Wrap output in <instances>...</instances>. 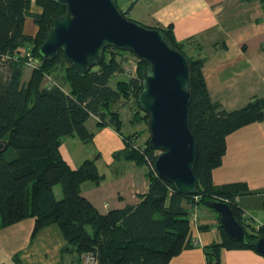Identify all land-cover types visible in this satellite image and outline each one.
Segmentation results:
<instances>
[{
    "label": "trees",
    "instance_id": "16d2710c",
    "mask_svg": "<svg viewBox=\"0 0 264 264\" xmlns=\"http://www.w3.org/2000/svg\"><path fill=\"white\" fill-rule=\"evenodd\" d=\"M260 1L264 5V0ZM31 4L32 0H0V229L34 218L33 239L41 229L55 224L66 242L61 254H76L77 264L86 252L93 253L98 264H168L190 246L191 227L184 204L207 205L210 199H228L247 239L264 236V226L250 230L242 220V210L234 201L236 192L219 188L212 180V171L221 164L226 150V136L263 119L264 97H252L232 111L212 102L202 74L204 60L184 53L171 26L156 29L188 61V126L197 142L195 193H180L161 179L154 170L156 154L149 140L140 151L131 134L123 136L125 147L114 152V157L148 166V190L141 201L100 213L83 197L81 184L99 183L102 176L92 160L71 168L60 153L61 140L72 136L90 141L93 134L86 123L92 116L98 119L97 127L111 125L120 132V114L113 107L128 95L136 101L147 64L138 60L137 76L112 86V79L124 73L122 62L116 58L123 51L115 47H106L101 61L83 75L76 72L62 52L53 59L42 60L38 47L49 29L50 17L63 14L64 7L51 0H34L41 8L40 13H35ZM122 14L126 17V12ZM27 18L37 27L34 34L24 30ZM28 43L34 44L32 54L39 65L31 67L28 80L23 81L28 60L22 50ZM45 76L55 83L43 84ZM136 108L132 120L144 118L147 123L148 115H139L143 111L137 103ZM56 185L61 187L60 199L55 196ZM195 196L200 199L194 200ZM218 227L222 240L206 250L209 264H219L222 248L255 250L231 238L220 221ZM13 259L21 264L18 256Z\"/></svg>",
    "mask_w": 264,
    "mask_h": 264
},
{
    "label": "crops",
    "instance_id": "0c3cea01",
    "mask_svg": "<svg viewBox=\"0 0 264 264\" xmlns=\"http://www.w3.org/2000/svg\"><path fill=\"white\" fill-rule=\"evenodd\" d=\"M118 7L144 26H171L184 53L204 60L202 74L209 97L226 111L244 106L252 97H264V5L260 0H125ZM30 71L27 68L23 81ZM119 114L120 132L111 125L97 127L94 116L86 123L89 132L95 130L90 141L97 143L98 151L103 148L107 158L103 171L97 168L101 181L83 182L81 195L100 213L137 205L148 190L147 165L114 157V152L125 147L123 136L133 133H121L124 119ZM131 117L130 124L141 122ZM66 139L73 148L79 140L72 136L61 140L60 153L71 168L91 160L92 151H88L77 161ZM225 143L221 164L212 171L213 184L236 192L234 200L245 213L242 220L248 229H257L264 226V116L228 134ZM200 204L195 206L198 217L190 230V246L168 264H209L206 250L221 242L218 213ZM184 207L191 212L192 206ZM33 226L34 218H25L0 229V264H17L15 256L21 264H77L76 254H61L66 242L57 225L44 227L31 239ZM219 264H264V255L252 249L222 248Z\"/></svg>",
    "mask_w": 264,
    "mask_h": 264
},
{
    "label": "water",
    "instance_id": "95a60500",
    "mask_svg": "<svg viewBox=\"0 0 264 264\" xmlns=\"http://www.w3.org/2000/svg\"><path fill=\"white\" fill-rule=\"evenodd\" d=\"M64 7L50 17V26L38 47L42 60L62 52L80 75L102 59L106 47L135 54L147 64L136 103L148 115L149 146L159 154L154 170L180 193L194 194L197 142L188 126L191 99L190 73L185 55L160 31L139 24L122 14L116 0H51ZM207 206L219 215L225 232L264 255V236L249 241L243 225L229 204L210 199Z\"/></svg>",
    "mask_w": 264,
    "mask_h": 264
},
{
    "label": "rangeland",
    "instance_id": "374dc122",
    "mask_svg": "<svg viewBox=\"0 0 264 264\" xmlns=\"http://www.w3.org/2000/svg\"><path fill=\"white\" fill-rule=\"evenodd\" d=\"M116 1H117V5L121 6L122 1H125V0H116ZM40 9L41 8L39 6L34 4V0H32L31 11L38 13L40 11ZM126 17L132 20V17L130 15L126 14ZM133 21H135V20H133ZM35 28H36V25L33 23V21L30 18L27 19V21L25 23L26 32H29L30 34H32V33L34 34ZM24 49L25 50H22L23 53L25 51H28L29 53L32 54V51L34 49V44L28 43V46ZM116 58L122 62V65L124 68V73L121 75H117L112 79V81H111L112 86H114L115 83H117L120 80H128L130 78H135L137 76V70H138V63H139L138 58L134 54H132L131 52L123 51V53H121L120 55H116ZM26 66H27L25 68L26 70H27V68H31L29 65H26ZM44 83L45 82H43V84ZM136 109H137L136 108V101H135V97L133 95H128L127 98L123 97V99L120 100L119 102H117L113 107V110H116V111H119L122 113L121 115L123 116L122 118L124 119L123 126L121 129V133H125L128 135L129 133L133 132L132 138H134V145L143 149V148H145L144 146L146 145V142H148V140H149V131H148L146 120L144 118L140 119L141 122H138L137 124H130L129 122H127V120L131 116H133V119H134ZM140 114H141V116L145 115L144 112H141ZM139 123H141V125ZM88 126L91 127L90 121L88 122ZM135 130H138V132L137 131L135 132ZM94 131L95 130H92L90 132H94ZM135 138L138 139L136 142H135ZM77 140H79V139H77ZM66 142H68L67 144H68L69 151L71 150L74 153V156H75L74 158L77 159V161L81 160L82 155H84L83 154L84 152L92 151V154L89 156V159H91L94 162V165L96 166V168L99 169L100 172L103 171L104 163H105V160L107 158V155H106L105 150L103 148H102V150H99L101 152L98 151V145H97V143L94 142V140L90 141L88 143L82 142L81 140L76 141L77 143H76L75 148L70 146L71 143H69V142H71V141H69V139H66ZM156 153H158V151H155V154ZM113 168L114 167L112 166L110 169L113 170ZM98 169H97V171H98ZM117 171H118V169H117ZM54 192H55V196L57 199H60L62 197L60 185H56L54 187ZM198 199H200V198L198 197ZM200 206L202 209L208 210V211L213 212L214 214L217 215L216 211H211L212 209H209L204 203H201ZM88 253H90V252H86V253H83L80 255V264H83V262H85L84 260H85L86 256L88 255Z\"/></svg>",
    "mask_w": 264,
    "mask_h": 264
},
{
    "label": "built area",
    "instance_id": "2783aa9c",
    "mask_svg": "<svg viewBox=\"0 0 264 264\" xmlns=\"http://www.w3.org/2000/svg\"><path fill=\"white\" fill-rule=\"evenodd\" d=\"M136 1L137 0H130L131 3H135ZM24 56L27 57V60H28V64L27 65H29L30 67L35 68V67H37L39 65V60L33 54L29 53L28 51H25L24 52ZM3 59H5V56L3 57ZM44 79H45L44 80V82H45L44 84L46 86H48L50 84L52 85V84L55 83L50 76H45ZM135 147L138 148V146H136V145H135ZM139 150L141 151L142 149L139 148ZM158 154H159V152L156 153V156ZM194 200L197 201L198 200V196H195ZM223 201H225L227 203L229 202L228 199H224ZM197 217H198L197 216V210H196L195 206H192L191 212L189 213V217H188L191 227H193L194 224L196 223ZM242 217H245V213H243V212H242ZM84 261L85 262H83V264H98L97 257L93 253H88V255L86 256Z\"/></svg>",
    "mask_w": 264,
    "mask_h": 264
}]
</instances>
